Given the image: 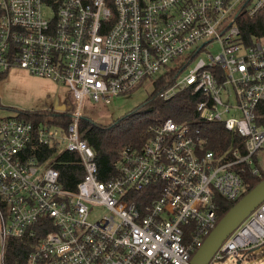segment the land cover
Masks as SVG:
<instances>
[{"label":"built area","instance_id":"built-area-1","mask_svg":"<svg viewBox=\"0 0 264 264\" xmlns=\"http://www.w3.org/2000/svg\"><path fill=\"white\" fill-rule=\"evenodd\" d=\"M263 9L264 0H0V74L21 67L62 82L75 104L65 128L0 119V264L8 239L23 236H38L26 264H191L219 221L217 196L246 193L234 166L255 164L264 148L256 113L264 100V36L248 42L240 26L242 15ZM214 42L218 54L207 49ZM202 51L207 58L181 77ZM169 64L179 66L164 75L182 70L167 76L160 95L202 92L200 117L243 136L246 154L225 160L190 124L167 118L151 126L140 148L126 147L116 173L101 179L79 127L86 102L109 104ZM34 138L79 156L84 175L75 190L48 160L24 155ZM95 206L105 209L92 219ZM263 246L264 201L209 264L242 260Z\"/></svg>","mask_w":264,"mask_h":264},{"label":"trees","instance_id":"trees-1","mask_svg":"<svg viewBox=\"0 0 264 264\" xmlns=\"http://www.w3.org/2000/svg\"><path fill=\"white\" fill-rule=\"evenodd\" d=\"M240 26L244 37L249 42L253 36H264V9L257 15L241 16ZM182 68L169 71L153 81V90L138 107L129 111L123 117L112 122L102 123L93 115L84 112L79 120L81 136L94 149L100 170L101 179H106L116 173V162L121 158L122 151L130 147L140 148L152 135L151 126L172 118L179 123H188L192 133L201 136L206 141V148L225 160H233L246 154V139L236 131L228 130L222 122L204 121L197 110L203 93L187 87L168 99L160 94L166 88L168 75L179 73ZM4 74H0V78ZM75 108L72 92L67 106L62 111L39 110L21 111L16 116L30 120L37 128L42 123L68 127L72 120V111ZM96 109V108H94ZM257 123L264 125V100L256 107ZM95 114V115H94ZM237 150V154L234 151ZM56 146L44 145L37 138L23 150L25 156L38 159L40 162L48 160L60 170V181L66 189L75 190L77 183L84 175V169L79 156L72 151L63 150L55 153ZM257 168V172H255ZM241 175L246 192L264 179V168L258 164H249L241 161L234 166ZM140 199L143 197L140 196ZM238 200H228L217 196L218 220H220ZM38 236L10 237L5 251L6 264H26V258L33 250Z\"/></svg>","mask_w":264,"mask_h":264},{"label":"rangeland","instance_id":"rangeland-1","mask_svg":"<svg viewBox=\"0 0 264 264\" xmlns=\"http://www.w3.org/2000/svg\"><path fill=\"white\" fill-rule=\"evenodd\" d=\"M47 16L51 15L50 9L44 8ZM213 54H218L221 47L218 42L207 47ZM207 58L206 51H202L195 60L189 63L181 71V77L188 74L199 58ZM181 65V64H180ZM179 65L169 64L167 68L160 69L153 76L146 78L135 90L115 96L109 104H96L87 101L85 105L86 113L95 116L102 123L112 122L123 117L129 111L138 107L153 90V81L159 76H163L167 70L176 68ZM69 87L54 81L48 77H40L31 74L21 67H13L0 78V119L16 116L21 111L52 110L62 111L67 106L70 96ZM235 102L234 98L232 99ZM96 108V109H94ZM104 207L95 206L91 212V218L97 219L103 212ZM219 264H264V246L251 252L242 260L227 257Z\"/></svg>","mask_w":264,"mask_h":264},{"label":"water","instance_id":"water-1","mask_svg":"<svg viewBox=\"0 0 264 264\" xmlns=\"http://www.w3.org/2000/svg\"><path fill=\"white\" fill-rule=\"evenodd\" d=\"M264 201V179L246 192L218 221L191 258V264H209L223 241Z\"/></svg>","mask_w":264,"mask_h":264},{"label":"crops","instance_id":"crops-1","mask_svg":"<svg viewBox=\"0 0 264 264\" xmlns=\"http://www.w3.org/2000/svg\"><path fill=\"white\" fill-rule=\"evenodd\" d=\"M257 163L260 164L264 168V148L261 150L259 157L257 159Z\"/></svg>","mask_w":264,"mask_h":264}]
</instances>
